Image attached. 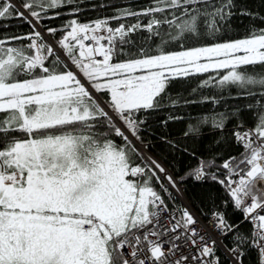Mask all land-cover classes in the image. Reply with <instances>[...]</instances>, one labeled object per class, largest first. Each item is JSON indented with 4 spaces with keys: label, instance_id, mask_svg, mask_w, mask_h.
Listing matches in <instances>:
<instances>
[{
    "label": "snow or ice",
    "instance_id": "snow-or-ice-1",
    "mask_svg": "<svg viewBox=\"0 0 264 264\" xmlns=\"http://www.w3.org/2000/svg\"><path fill=\"white\" fill-rule=\"evenodd\" d=\"M189 105L212 114L184 136L211 121L236 154L209 150L177 175L143 133ZM189 177L219 185V202H186ZM245 257L264 264V14L239 0H0V264Z\"/></svg>",
    "mask_w": 264,
    "mask_h": 264
},
{
    "label": "trees",
    "instance_id": "trees-1",
    "mask_svg": "<svg viewBox=\"0 0 264 264\" xmlns=\"http://www.w3.org/2000/svg\"><path fill=\"white\" fill-rule=\"evenodd\" d=\"M239 2L253 11H260L264 14V6L261 5V0H239ZM97 15L95 12L87 13L82 19H90ZM18 27L14 31L26 32L29 30L28 25L21 24V22H15ZM61 20L53 21L51 26H58L61 24ZM247 18L244 19V24H248ZM257 24L259 22L257 21ZM169 91L175 96L177 93H182L184 97L191 99L188 96L190 88L183 86L182 84H176L169 89ZM236 103L243 104L244 101H238ZM220 107L217 111H222ZM176 114L183 116V120L169 121L165 128L160 124L162 119L167 116V111L153 114L149 119V129L143 133L145 141L150 145L147 149L152 155L159 159L168 169L177 175H184L185 172L193 168L198 163V158L208 154L209 150L219 151L224 156L229 153L236 154L235 148H229L225 146L217 147L216 141L220 138L219 133L212 128L211 121L208 124L200 125V134L196 136H184V132L188 123L196 124L197 121L189 119L190 116H203L211 115V105H189L182 109H177ZM250 114L244 113V119L246 123L250 124ZM231 128V124H229ZM161 137H166L168 140H173L182 147H187L189 152H194L195 156L188 153L174 150L169 144L165 143ZM184 193L188 200L192 202L194 207H206L207 196L212 193L219 202V198L223 196V190L217 184H207L196 182L189 177L184 185ZM229 215L231 210L229 209ZM247 227V226H245ZM244 264H250V258H244Z\"/></svg>",
    "mask_w": 264,
    "mask_h": 264
},
{
    "label": "bare ground",
    "instance_id": "bare-ground-1",
    "mask_svg": "<svg viewBox=\"0 0 264 264\" xmlns=\"http://www.w3.org/2000/svg\"><path fill=\"white\" fill-rule=\"evenodd\" d=\"M149 152V151H148ZM149 154H151L150 152H149ZM152 155V154H151ZM154 158H156L154 155H152ZM157 159V158H156ZM159 160V159H158ZM160 161V160H159ZM161 162V161H160ZM162 163V162H161ZM163 164V163H162ZM164 165V164H163ZM169 171L170 172H172L170 169H169ZM183 191H184V186H183ZM184 196H185V198H186V200L188 201V198L186 197V195H185V193H184Z\"/></svg>",
    "mask_w": 264,
    "mask_h": 264
},
{
    "label": "built area",
    "instance_id": "built-area-1",
    "mask_svg": "<svg viewBox=\"0 0 264 264\" xmlns=\"http://www.w3.org/2000/svg\"><path fill=\"white\" fill-rule=\"evenodd\" d=\"M186 202H188V201L186 200Z\"/></svg>",
    "mask_w": 264,
    "mask_h": 264
},
{
    "label": "rangeland",
    "instance_id": "rangeland-1",
    "mask_svg": "<svg viewBox=\"0 0 264 264\" xmlns=\"http://www.w3.org/2000/svg\"><path fill=\"white\" fill-rule=\"evenodd\" d=\"M189 201V200H188Z\"/></svg>",
    "mask_w": 264,
    "mask_h": 264
}]
</instances>
